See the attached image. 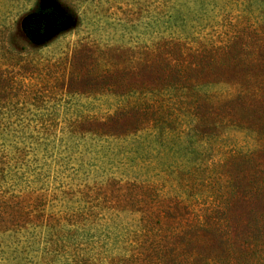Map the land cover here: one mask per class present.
I'll return each instance as SVG.
<instances>
[{"label":"trees","instance_id":"obj_1","mask_svg":"<svg viewBox=\"0 0 264 264\" xmlns=\"http://www.w3.org/2000/svg\"><path fill=\"white\" fill-rule=\"evenodd\" d=\"M128 1L156 78L106 117L56 118L71 92L7 66L0 13V264H264V0ZM65 24L38 9L25 31ZM190 133L224 162L186 169Z\"/></svg>","mask_w":264,"mask_h":264},{"label":"rangeland","instance_id":"obj_2","mask_svg":"<svg viewBox=\"0 0 264 264\" xmlns=\"http://www.w3.org/2000/svg\"><path fill=\"white\" fill-rule=\"evenodd\" d=\"M128 3V0H0V13L14 25L4 49L7 66L18 59L23 63L37 62L35 83L43 86L42 82L48 81V86L71 92H59L54 99L45 100L60 106L56 118L114 115L119 105L125 103L119 95L140 83L152 84L156 78L145 67L137 76L142 60L150 61L152 43L149 35L140 34L136 6ZM52 8L66 14L67 24L30 37L25 23L31 15L38 9ZM45 37L48 39L43 43ZM237 137L243 141L242 135ZM200 139L194 133L182 137L179 148L187 150L188 158L199 159L193 164L180 163L187 165L186 169L194 164L214 168L216 163H223L217 139L199 142ZM248 141L250 148L253 141ZM163 164L176 165V160L163 154L151 162L155 168ZM263 207L257 204V208Z\"/></svg>","mask_w":264,"mask_h":264},{"label":"water","instance_id":"obj_3","mask_svg":"<svg viewBox=\"0 0 264 264\" xmlns=\"http://www.w3.org/2000/svg\"><path fill=\"white\" fill-rule=\"evenodd\" d=\"M36 37H38V36H36ZM35 37V38H36ZM47 39H48V37H45L44 39H42L41 41L43 42V43H45V42H47Z\"/></svg>","mask_w":264,"mask_h":264}]
</instances>
